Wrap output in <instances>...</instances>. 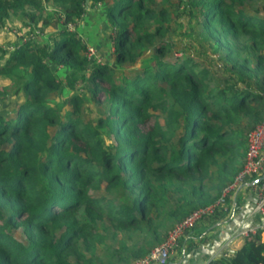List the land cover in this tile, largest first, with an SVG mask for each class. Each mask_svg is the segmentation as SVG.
Returning <instances> with one entry per match:
<instances>
[{
    "label": "trees",
    "instance_id": "trees-1",
    "mask_svg": "<svg viewBox=\"0 0 264 264\" xmlns=\"http://www.w3.org/2000/svg\"><path fill=\"white\" fill-rule=\"evenodd\" d=\"M98 4L112 64L66 27ZM10 17L52 31L0 45V264H133L221 196L262 118L264 0H0ZM261 232L205 264H264Z\"/></svg>",
    "mask_w": 264,
    "mask_h": 264
},
{
    "label": "built area",
    "instance_id": "built-area-1",
    "mask_svg": "<svg viewBox=\"0 0 264 264\" xmlns=\"http://www.w3.org/2000/svg\"><path fill=\"white\" fill-rule=\"evenodd\" d=\"M27 38H23L25 40ZM94 48L87 46L85 56L93 58ZM264 173V105L261 120L249 131L246 139V154L244 162L232 179V182L223 189L221 196L215 202L204 207H199L185 215L167 233L165 238L154 246L146 255L135 261L133 264H167L174 248L178 246L179 239L193 229L204 217L218 213L224 207L227 193L235 195L242 189L247 188V182L259 177ZM254 194L253 212L259 214L263 221L253 227L240 230V236L255 234L257 229H261L260 238L264 240V177L256 184L248 186Z\"/></svg>",
    "mask_w": 264,
    "mask_h": 264
},
{
    "label": "rangeland",
    "instance_id": "rangeland-1",
    "mask_svg": "<svg viewBox=\"0 0 264 264\" xmlns=\"http://www.w3.org/2000/svg\"><path fill=\"white\" fill-rule=\"evenodd\" d=\"M102 5L98 4L96 8H92V11H87L86 14L78 19L74 24H67V28L70 30H74L76 34L79 36V38L85 43V49L87 46H92L95 51V55L93 58H87L88 60H96L98 62H108L109 64H112L113 61V47L111 46V40H109L110 35L112 34V27L107 22L106 18L104 17V12L101 7ZM100 7V8H98ZM47 9L49 7H46ZM181 30L186 31V27L183 23ZM22 32L21 38H27L32 39L35 42H43V41H49V35L52 31V28H47L46 31L35 34H31L30 31H28L25 28H21L18 23H16V20L13 17H10V19L6 20L5 25L0 29V45L6 50L9 51L10 48L14 45L16 42L17 37L16 34H18V31ZM180 38V36H177ZM182 42L186 44H192L195 47L198 46L197 43H195L193 40L186 39L184 37L180 38ZM176 43H179V40L176 39ZM181 43V44H184ZM179 47V46H178ZM178 47H173L171 52H173L176 55L181 56L182 53L179 51H175ZM175 51V52H174ZM85 52V51H84ZM206 57L208 61L210 62V67H215V65L218 64V55L215 51H213V48H208L206 51ZM205 59V60H207ZM153 60L151 59V53L150 51H145L140 57H138L133 65L125 66L126 69H133V68H140L142 66H145L147 64H152ZM202 63L204 61L202 60ZM213 69V68H212ZM60 71H63L60 68ZM66 92H63V95H65ZM5 103V104H4ZM2 105H0V112H6L7 107L9 105L8 100L4 101ZM246 191H248L251 188H245ZM238 201L240 200V197L247 196L248 193L245 192V190H241L236 193ZM228 202V201H226ZM21 229H17L14 232V235L19 238L20 240L24 241V238L21 236ZM180 241V240H179ZM178 241V243H179ZM177 243V244H178ZM238 243L236 242V245L233 244L229 246L230 249L238 248ZM177 247L174 248L173 252L171 253V256L176 257L178 252L176 251Z\"/></svg>",
    "mask_w": 264,
    "mask_h": 264
},
{
    "label": "crops",
    "instance_id": "crops-1",
    "mask_svg": "<svg viewBox=\"0 0 264 264\" xmlns=\"http://www.w3.org/2000/svg\"><path fill=\"white\" fill-rule=\"evenodd\" d=\"M242 190H245L248 195L240 197L237 205H234L236 194L227 193L230 195L228 199L225 196L224 207L217 211L219 217L213 219L208 216L198 222L183 236L184 239L178 243L176 249L177 256H170L168 262L170 264H205L221 251L232 250L229 246L236 245L241 229L259 225L263 218L252 210L254 194L251 189ZM198 238H204V241L183 255L187 244L197 242Z\"/></svg>",
    "mask_w": 264,
    "mask_h": 264
},
{
    "label": "water",
    "instance_id": "water-1",
    "mask_svg": "<svg viewBox=\"0 0 264 264\" xmlns=\"http://www.w3.org/2000/svg\"><path fill=\"white\" fill-rule=\"evenodd\" d=\"M263 177H264V173L261 174L259 177L252 179L251 181L247 182L246 186L248 187V186H252V185L258 183ZM167 264H170V262H168Z\"/></svg>",
    "mask_w": 264,
    "mask_h": 264
}]
</instances>
